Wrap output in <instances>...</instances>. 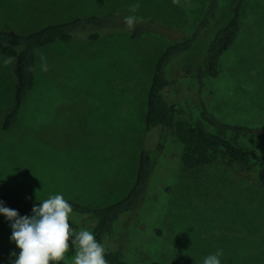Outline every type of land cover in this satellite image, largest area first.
<instances>
[{
  "label": "rangeland",
  "instance_id": "1",
  "mask_svg": "<svg viewBox=\"0 0 264 264\" xmlns=\"http://www.w3.org/2000/svg\"><path fill=\"white\" fill-rule=\"evenodd\" d=\"M229 0L217 1L215 20L186 53L167 65L177 78L204 55L214 29L224 24ZM139 3L133 14L130 5ZM208 0H0V28L28 33L50 23L99 13L135 15L164 36L131 38L126 32L95 40L77 37L41 48L35 82L17 124L0 129V193L25 200L62 195L82 205L110 204L125 195L136 176L142 147L155 148L148 188L134 217L122 216L110 241L129 262L169 264L203 260L218 249L221 264H264V188L254 169L218 155L202 167H185L165 129L144 132L154 63L168 38L203 18ZM221 17V19H219ZM224 17V18H223ZM166 29V31L164 30ZM41 56L48 71H41ZM0 58V125L13 102V63ZM210 112L233 124L264 125V0H243L239 29L207 80ZM187 93L166 91L185 118ZM264 155V138L226 135ZM73 232L91 228L89 216L71 213ZM78 231V232H79ZM10 222L0 217V264H13L19 249ZM74 238V237H73ZM15 253L16 256L10 255ZM74 248L60 264H73Z\"/></svg>",
  "mask_w": 264,
  "mask_h": 264
},
{
  "label": "trees",
  "instance_id": "2",
  "mask_svg": "<svg viewBox=\"0 0 264 264\" xmlns=\"http://www.w3.org/2000/svg\"><path fill=\"white\" fill-rule=\"evenodd\" d=\"M210 4L204 11L203 18L191 29H182L178 37L168 38L167 44L157 57L146 100L144 117V132L153 128L165 129L178 146L177 157L185 167H202L212 163L218 155L246 169H254L257 180L264 188V155L256 150L243 147L232 141L226 135L264 138L263 126H249L225 122L215 117L209 110L204 95L209 93L207 80L217 74L220 59L229 48L239 29V15L243 0H229L227 16L223 25L214 29L208 40L204 55L188 67L186 72L177 78H169L167 65L177 55L186 53L209 26L210 20H216L217 1L208 0ZM127 15L119 13H97L77 16L71 20L50 23L28 33H20L0 28V54L14 57V94L13 102L2 118L0 129L7 131L18 122L22 105L25 103L35 82L37 52L48 45L57 42H69L77 37L95 40L103 35L114 32H126L131 38L159 34L154 24L137 22L134 29L129 31L124 23ZM224 18V17H223ZM221 19V17H219ZM166 31V29H164ZM32 71H29V68ZM182 86V92L187 93L188 116H179L175 102L166 97L167 89L176 84ZM142 147L138 155L136 176L133 184L120 199L104 206H87L72 200H66L72 207L73 213L89 216L90 231L97 242L105 248L107 264H169L155 259L144 262H129L125 254L110 241L115 224L122 221V216L131 219L140 200L145 195L151 172L153 158L160 148ZM3 206L16 210L21 216L31 215L33 205H39L44 200H25L12 195L0 193ZM2 219L7 220L3 214ZM79 231V230H78ZM76 231L75 233H78ZM188 264H197L190 262Z\"/></svg>",
  "mask_w": 264,
  "mask_h": 264
},
{
  "label": "clouds",
  "instance_id": "3",
  "mask_svg": "<svg viewBox=\"0 0 264 264\" xmlns=\"http://www.w3.org/2000/svg\"><path fill=\"white\" fill-rule=\"evenodd\" d=\"M139 3L130 5L129 12L135 13ZM140 18L128 15L124 23L129 31L133 30ZM41 71H48L46 57L41 56ZM14 57L7 58L5 65L11 64ZM32 71L30 67L28 69ZM73 209L62 195H54L33 205L31 215L21 216L16 210L3 206L0 201V214L10 222L12 234L10 240L19 249L13 264H60L70 250L74 248L73 264H107L105 248L97 242L88 230L74 233L69 218ZM74 237V238H73ZM222 250L208 255L203 264H221Z\"/></svg>",
  "mask_w": 264,
  "mask_h": 264
},
{
  "label": "crops",
  "instance_id": "4",
  "mask_svg": "<svg viewBox=\"0 0 264 264\" xmlns=\"http://www.w3.org/2000/svg\"><path fill=\"white\" fill-rule=\"evenodd\" d=\"M0 58H6V57L0 54ZM8 58H9V57H8ZM0 61H1V59H0Z\"/></svg>",
  "mask_w": 264,
  "mask_h": 264
}]
</instances>
